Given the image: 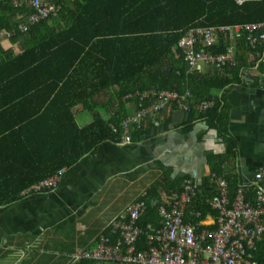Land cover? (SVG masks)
Listing matches in <instances>:
<instances>
[{
	"label": "trees",
	"instance_id": "16d2710c",
	"mask_svg": "<svg viewBox=\"0 0 264 264\" xmlns=\"http://www.w3.org/2000/svg\"><path fill=\"white\" fill-rule=\"evenodd\" d=\"M33 1L0 0V207L15 203L22 198L23 191L50 178H58V186L42 193L66 196L70 182H65V178L80 168L85 157H97L108 140L118 142L123 138L124 143L125 121L104 122L95 113L96 122L82 128L70 111L71 105L67 114L52 111V106L60 109V99H47L44 95L48 92H83L80 99H91L119 88V98L132 96L137 104L142 103L137 108L146 110L159 105L157 97H144L146 92H175L187 98L191 107L186 123L188 132L194 129L197 119H202L223 136L224 106L213 98L211 91L224 89L236 79L240 81L243 69L250 65V57L252 65L257 66L263 54V46L253 50L244 33L235 43L237 67L223 74L228 79L218 74L209 78L191 71L180 44L193 28L264 22V0H248L242 5L235 0H40L54 11L38 20L32 19L38 11ZM226 42L221 37L219 46L209 51L214 55L225 53L229 47ZM5 43L11 47L9 50L4 48ZM65 62L69 63V72L63 78L61 67ZM34 64V68L45 71L30 83L21 73ZM51 73L53 77L57 74L54 80ZM29 84L35 91L33 99L26 96ZM89 99L86 104L95 112L94 100ZM214 99L218 104L211 109H197L203 101ZM209 116L213 117L209 120ZM140 124L139 129L130 128L131 138L143 129L144 123ZM235 158L231 144L225 155L208 157L209 175L203 178L193 207L196 213L201 212L200 220L215 216L209 204L215 195L210 174L228 181L230 197H235L237 176L229 173ZM163 174L147 192V210L138 221L143 230L140 243L160 227L154 203L160 205L163 196L170 198L184 190L187 177H173L171 170ZM254 193L250 188L245 196L251 198ZM71 197L77 205L76 198ZM65 200L69 202V197ZM192 217L197 220V216ZM84 218L85 215L78 216L77 221L89 225ZM77 221L68 222L52 235L49 246L43 245V235L39 236L40 243L34 242L26 250L24 264H115L78 257L102 242L98 235L97 241L90 244L96 230L92 225L86 231L78 230ZM42 248H47L46 253L40 252ZM251 253L258 264H264V234ZM4 256L12 258L10 253ZM14 258L16 261V255Z\"/></svg>",
	"mask_w": 264,
	"mask_h": 264
},
{
	"label": "crops",
	"instance_id": "0c3cea01",
	"mask_svg": "<svg viewBox=\"0 0 264 264\" xmlns=\"http://www.w3.org/2000/svg\"><path fill=\"white\" fill-rule=\"evenodd\" d=\"M4 48L9 50L11 47L5 43ZM16 53L19 52L17 51ZM237 65V62L234 64L227 63L221 67H201L196 70L191 69V71L209 78H213L215 74H218L222 76V79H226L227 76H223V74L225 75V70L233 69ZM254 65V63L252 65L250 57V65L247 69H243L240 81L236 79L226 85L224 89H212L211 91L213 98L220 101L222 106H224L226 127L223 136H219L218 130L212 128L206 120L202 119H197L194 129L188 132L186 125L188 124L191 107L186 103L187 98H183L176 93L181 100L165 103L162 105V109L154 113L146 112L145 125L137 135L133 136L131 145H125L123 138H121L122 141L117 140L118 142L108 140L97 157L90 155L85 157L84 163L80 168L66 176L65 182L76 181L77 175L80 178V175L86 174L81 173L80 170H91L90 182L77 185V188L82 193L84 188L88 187L90 189L85 194H92L94 191L92 189H95L101 182V188L95 190L98 192L96 197L93 198L95 202L91 205L87 203L88 207L90 206V210L88 214L83 213L90 224L88 225L86 222L78 224L84 229L76 226L78 230L83 231L89 229L91 225L93 226V230H96V235L90 244L97 241L98 235L112 236L117 234L119 231L114 228V223L121 220L123 215L128 216V210L133 205L143 203L144 206L140 216L145 213L148 205L147 189L153 182L163 177L165 167H170L166 164L170 160L165 162V159L170 158L169 155H172L171 160L178 163L183 162L181 164H184V166H180L182 168L180 171L184 172L185 175L187 173L188 175H193L194 178L199 179L198 181L201 185L203 178L207 174L209 175L208 157L225 155L227 146L233 145V152L236 158L231 164L229 173L237 176L238 185L234 196L237 197L241 189H245L247 193L251 188L255 193L251 198L245 196V201L253 206L257 205V191L259 188L264 191V173L262 172L264 171V70L259 62L257 66ZM34 66L35 64L30 65L26 71L21 73L22 78H27L30 83L35 79H39L45 71L43 68H34ZM42 66L45 67L47 65L43 64ZM62 66L61 73H63V78H66L69 72L67 69L69 63L65 62ZM75 69H78V65ZM61 73L58 74L60 75ZM50 75L52 76L51 79L54 80L57 74L54 77L52 73ZM29 89L30 92L26 96L29 99L35 98V91L31 84H29ZM117 90L119 88L114 89L113 92H104L91 98L94 100L92 106L95 108V112L91 111V105L89 107V104H86L89 97L80 99L83 92H62L61 90V92H48L44 97L57 101L58 98L60 99L59 110L57 105L52 106V111L57 114L61 111L63 114H67L72 108L70 111L82 128L95 123L96 117H94V114L98 113L104 122L113 120V122L122 124V122L127 121L131 122V129H139V125H136L133 119L142 110V108H137L142 103L137 104L136 98L132 96L125 99L119 98ZM19 91L20 88L17 87L16 92ZM155 93L158 94L159 92L152 90L151 92H146L143 96H148V99H151ZM216 100L214 101L215 104L207 109H201L200 106L203 102H210L205 100L197 105V109L200 112L207 111L218 104ZM161 101L159 99L158 102ZM45 110L43 109L42 111ZM212 117L209 116V120ZM233 159L231 158V160ZM161 162H165V166ZM113 166H115V169ZM123 169H129V172L122 171ZM257 173L263 174L261 179L256 177ZM172 176L176 177L175 175ZM210 182V185L214 187L213 191L215 194L212 200L223 196L221 185L217 181L210 180ZM226 182L228 183V181ZM183 189L185 191V185ZM73 191L78 192L76 190ZM231 191L232 189L228 183L227 192L230 199ZM23 192L20 200L0 207V264H24L23 261L28 256L26 250L29 251L28 248L34 242L36 244L40 243L38 241L39 236L43 235V241L41 242L43 245H51L49 240H52L51 236L56 234L54 232L52 234L49 231L52 221L54 219H62L65 216L62 211L69 206V202L66 200V206H63V196L60 194L23 195ZM183 193L178 191L173 193L172 197L169 198V202L162 201L160 205L151 202V204L154 203L156 205L155 216L160 218V226L163 221L160 213L161 208H171L177 200L175 196L181 199ZM70 194L72 192L68 188L67 195L64 197H69ZM73 197L77 200L81 199L82 196H77L73 193ZM58 200H60L59 203L63 210L57 209ZM193 207L194 203H189L184 210L183 217L187 224L198 226L201 212L196 213ZM210 207L215 211V216L208 215L207 217L216 221L218 210L211 204ZM198 214L200 215L198 216ZM192 216H197V220L193 219ZM126 221H129V217H127ZM66 224L65 226H67ZM153 232L154 230L151 233ZM29 233L32 235L26 236ZM6 244L9 246L8 248H4ZM152 245L156 244L152 242ZM88 247L91 246L88 245ZM149 247L148 238L147 240L142 238L141 243L139 240L136 245L139 251L147 250ZM46 249L42 248L40 252L46 253ZM7 253L11 254L12 259L10 257L4 259V255Z\"/></svg>",
	"mask_w": 264,
	"mask_h": 264
},
{
	"label": "built area",
	"instance_id": "2783aa9c",
	"mask_svg": "<svg viewBox=\"0 0 264 264\" xmlns=\"http://www.w3.org/2000/svg\"><path fill=\"white\" fill-rule=\"evenodd\" d=\"M238 5L248 0H235ZM33 5L37 13L33 20L47 17L54 8L40 0H34ZM245 33L247 41L253 50H259L263 46V54L259 60L264 70V22L254 24H239L225 26H211L206 28H193L189 30L180 44V49L186 55V62L192 70L201 67H221L235 63L236 39ZM221 37H224L229 45L226 52L214 55L209 50L219 46ZM161 102L150 109H142L134 117L133 121L140 126L144 122L147 113L156 112L163 108L162 105L172 101L181 100L180 96L172 92L154 94ZM214 101L203 102L201 109H207ZM125 145H131V122L124 123ZM261 179L262 176H256ZM214 175L212 181L221 185L223 196L210 200V204L218 210L213 228L202 233L198 232L195 225L187 224L184 220L186 206L195 202L200 194V187L193 180H186L185 191L180 197H176L171 208H161L162 226L156 234L150 236V247L139 251L136 248L142 230L136 225L141 215L143 203L133 205L128 210V216H122L121 220L114 223V228L120 233V238L113 244L109 238L103 236L101 245L94 250H85L78 257L89 260L115 264H258L251 253L256 242L260 241L264 234V191H257L258 203L253 206L245 201V189H241L232 202L228 197V183L224 179ZM58 178L45 179L44 181L25 190L23 195L41 194L43 190H52L58 186ZM200 214H198L199 216ZM129 217V221H126ZM206 219L202 223L206 225ZM207 226V225H206ZM152 242L156 245L152 246Z\"/></svg>",
	"mask_w": 264,
	"mask_h": 264
},
{
	"label": "rangeland",
	"instance_id": "374dc122",
	"mask_svg": "<svg viewBox=\"0 0 264 264\" xmlns=\"http://www.w3.org/2000/svg\"><path fill=\"white\" fill-rule=\"evenodd\" d=\"M169 157L170 158L165 159V162L167 160H170L168 163H166L170 167H165L166 168V169H164L165 171L166 170H171L173 175H175L177 177H183V178L187 177V179H191L197 185H200V182L198 181L199 179L194 178L193 175H188V173L185 175L184 172L180 171V170H182V168L180 166H184V164H181L183 162L178 163V162H176L174 160H171L172 155H169ZM165 162H161V164L164 165ZM113 168L115 169V166H113ZM122 171H125V172L128 173L129 169H123ZM80 172L81 173H86V174L80 175V178H78V175L76 174L77 175L76 181H74V180L70 181V192H72V194L69 195V206L64 208V210H63V207L59 203L60 200H58L57 209L63 210L62 213L65 214V216L62 219H58V220L54 219L52 221L53 223H52V225L50 227L52 228V231L54 233H57L60 229H62L68 221H71V222L77 221L78 220V216H82L83 213L88 214V212L90 210L89 209L90 206L88 207L87 203H90V205H91V204H93L95 202L93 200V198H95L96 195L98 194V192H96L95 190H98V189L101 188V182H100V184L98 186H96L95 189H92V190H94L92 194H89V193L85 194L88 190H90L88 187L84 188L83 189V193H82L81 190L77 188V185L78 184L89 183L90 182V178H91L90 177V173H92V171L91 170H80ZM262 172L264 173V171H262ZM214 175H215V173L210 174L211 178H214ZM256 176H263V174L262 173H257ZM218 179H222V178H218ZM153 183H155V182H153ZM152 184L147 190H149L152 187ZM73 190H76L78 192H75ZM63 192L65 194V191H63ZM73 193H75L77 196L78 195L82 196L81 199H77V207H76V202H75L74 198L72 199V197H71V195L73 196ZM85 198H86V200H85ZM63 206H66V202H65V197L64 196H63ZM216 206H219V205L215 204V207ZM210 222H213V220L209 219L206 222V225L208 226V224ZM78 224H82L81 221H77V226H80L78 228L84 229V227H82L81 225H78ZM212 225H213V223L210 224L209 226L211 227Z\"/></svg>",
	"mask_w": 264,
	"mask_h": 264
},
{
	"label": "clouds",
	"instance_id": "9594fccd",
	"mask_svg": "<svg viewBox=\"0 0 264 264\" xmlns=\"http://www.w3.org/2000/svg\"><path fill=\"white\" fill-rule=\"evenodd\" d=\"M149 113H154V112H151V111H149ZM144 123V122H143ZM143 125H145V124H143ZM187 180H191V179H187ZM185 182L186 181H184V183H183V186L185 185ZM184 191V190H183ZM183 193V192H182ZM172 197V196H171ZM170 197V198H171ZM162 201H170L169 200V198H166V195L165 196H163V200ZM209 204H210V201H209ZM141 217V216H140ZM140 217L138 218V220H137V222H136V225L139 227V225H138V221H139V219H140ZM200 218H201V215H200V217H199V223H198V226H196L197 228H198V232L199 233H202L203 231H207L209 228H211L210 226H206L204 223H202L203 221H205L206 219H208V217H206L204 220H200ZM196 219H197V217H196ZM162 226V225H161ZM161 226L159 227V228H161ZM140 228V227H139ZM158 228V229H159ZM141 229V228H140ZM158 229H155L154 230V232L153 233H151V234H149L148 235V241L150 242V236H152V235H154V234H156V231L158 230ZM142 230V229H141ZM143 235V230H142V234H141V236ZM103 236H105V237H107V238H109V240H110V242L113 244L114 242H117L118 240H119V238H120V233H117V234H115V235H112V236H107V235H101L99 238H102ZM117 236H119L118 237V240H116V238H117ZM141 236L139 237V240H140V238H141ZM138 240V241H139ZM153 246V245H152Z\"/></svg>",
	"mask_w": 264,
	"mask_h": 264
}]
</instances>
